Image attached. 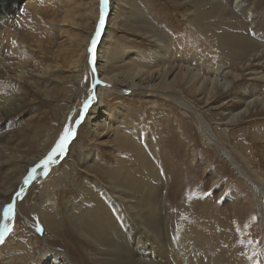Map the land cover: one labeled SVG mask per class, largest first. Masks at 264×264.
Here are the masks:
<instances>
[{
  "label": "rangeland",
  "instance_id": "1",
  "mask_svg": "<svg viewBox=\"0 0 264 264\" xmlns=\"http://www.w3.org/2000/svg\"><path fill=\"white\" fill-rule=\"evenodd\" d=\"M134 1L140 6V14H143L142 17L149 20L152 25L163 27L166 31L172 28V35L174 33L176 35L181 34L182 32L188 34L195 33V30L191 28V25L181 13L173 11L175 9L172 0ZM220 1L225 2V0ZM88 2L89 0H0V19L16 17L23 24L22 28L27 29H30L31 23L34 25L28 39L24 40L23 50L20 49L21 43L16 37H0V71L2 74L0 81H4L0 83V89L5 90L8 95H15L17 101L21 102L20 106L18 105L19 107L15 105L19 109L17 112L8 113L6 117L0 118V126H4L6 129L4 135L10 137L8 147H6V149L8 148L7 151L0 148V159L4 160L8 156V158H13L12 161L16 162L14 160L15 157H20L23 154V157H21L22 159L25 157V161L21 159L18 163L26 162V158H32L29 154L30 150L33 154H37L43 144L42 141L44 142L50 136L54 137L51 143L48 141L44 143L48 144L47 146L44 145V147L46 146L45 148L43 147L44 149L42 148L43 151L48 148L46 153L41 155L36 163H32L30 168H26V171L21 174L20 181H15L16 175L10 174L13 169L12 165L0 168V191L2 190L1 186L3 184L6 186L9 180V183L12 184L10 191L6 192V195L5 193H0V196L5 199V206L9 203H14V209L19 210V214L17 210H14L12 217L6 220L3 215L4 207L2 208L0 228H2L4 223H7L11 228V232L4 235V242L0 244V264H46L48 263V259L49 261L54 260L55 254L58 257L61 254L62 257H65L63 254H66L72 261V264H96V262L91 263L86 255L85 250L89 249V246L69 226L70 224L64 215V203L67 199L72 198L74 203L77 204L82 199L80 191L83 184L86 187L89 186L95 195L103 199L107 196L104 193L108 192L109 194L110 191L106 177L77 161L76 148L81 146L86 149L85 146L93 143L96 147L98 161L103 167L105 166L108 169L110 167H117L118 161L125 162V165L134 163V158L130 157L124 148L118 147L119 144L117 145L113 141L115 136L113 131L110 132V129L103 130L99 138L97 137L96 139L87 128H82L88 112L92 106L96 105L98 98L91 101L87 111L83 108L84 102L93 94L96 98L99 90L101 91L102 101L108 104L111 110L107 121L116 128L117 134L125 133L129 138H134L135 136V140L141 138L138 145L140 148L142 147V151L144 149L143 153H148V155L153 156L155 148L159 150L160 158L157 162L160 172H158V175L162 172L163 177L171 181V189H169L170 193L168 194V197L171 196V198H168L171 201H169L170 207H168L166 215L160 217V225H163L165 228L167 227L168 237L175 240L187 237L186 235L189 234L188 236L193 238L199 237L204 239L210 245V249L212 247L211 253L218 260L216 264H264V224L261 210L252 192L253 188L246 178H240L234 172L221 152L224 148L228 147V143L225 140L226 134L231 144L237 142L235 141L236 139L244 144H248L249 140L252 142L255 140V137L264 133V107L261 108L259 106L253 109L254 113L261 112L259 117L246 118V115H244L233 122L232 125L223 124V132L220 130L221 123L212 122L213 127L217 126L218 137L214 134V140L216 139V141L208 145L198 134L191 112L184 109V107L177 108L169 100L168 96L152 91H137V88H135L136 90L130 89L124 84H119L118 82L111 83L105 80L102 75H97L95 69H97L98 42H96L94 52H90L89 49L92 47V40L96 34L101 5L100 0H98L99 15L96 23H94L92 20L86 21L85 11L88 10ZM119 3L121 2L108 0L107 5L104 7L105 20L112 9L113 11L115 9L117 13H115L116 18L112 24L113 26L111 25L112 36L108 41L109 47H112L114 44H120L123 50L127 47H133L135 50H141L142 53H149L150 50L152 51L153 43L148 39L147 35L139 32L140 29L137 31L133 30L131 25L127 26L128 23L126 22H133L129 18L131 8L126 4ZM35 9H37V12H34ZM167 10L169 15L166 13ZM233 12L234 20L245 24V28H247L246 33L252 39L264 43V0H242L241 7H236ZM65 19L67 21L63 22ZM16 21L13 20L15 23ZM88 23L89 25H87ZM217 25H219V28L222 27L220 24ZM91 26L94 29L90 33L88 30ZM238 32L245 31L239 30ZM88 34L89 36L91 35V38H88L87 49L82 56L83 64H79L80 66L82 65L80 67L81 70L75 71L68 64L80 51L79 42L75 40L82 37V35L88 36ZM192 37H194V40H191ZM198 37L200 41H206L204 40L205 37L199 35ZM191 38L190 40L193 44L196 40V35H192ZM13 41H15V46H13ZM76 44L79 46V50H77ZM197 45L202 46L199 40L197 41ZM205 48L206 50L208 49V47ZM8 49L12 52V58L19 57L25 61L22 68L18 69L22 71L20 73L21 76L18 74L20 77H37L38 72L45 73L46 69L49 68L50 70H48L46 77L38 76L40 81L37 83L38 85L36 84L37 86L32 85L30 80L15 82L14 76L20 71H17L12 66L10 67L9 63L4 62L2 59V54ZM208 53L210 54L211 51H208ZM132 55L135 60L141 56L137 52ZM57 64L60 66L59 71L55 67ZM252 66L257 67L256 64H252ZM259 66L260 69L257 68V70L262 71L261 62ZM70 72L73 73V76L78 77V80L72 81L69 76ZM249 73V71H243L242 83L230 87L232 88L231 96H239L242 87L251 92L258 90L259 83L256 77L248 76ZM260 88L263 89L261 92H264V84ZM75 89L77 90L75 91ZM151 97L158 99V102L149 101L148 98ZM159 100L164 101V103L161 104ZM228 101L229 99L224 102L227 103ZM191 102L195 103L194 100H191ZM195 105L196 103L193 104V106ZM60 106L62 109L66 108L71 111L67 114L66 122L63 125L60 124L59 128L56 129L55 121L51 115L54 108L62 111ZM195 107L196 113H203L205 117L207 116V119L212 118V116L210 117L204 113L205 108L202 105ZM181 111H185L186 113L182 117L184 121L180 118ZM159 113L161 114L159 115ZM81 114L83 115V119L77 125L75 121L80 119ZM222 114L224 115L225 113ZM114 116H117V119H113ZM164 123H168L166 124L167 126ZM181 123L184 125L182 126ZM253 123L255 126L250 125ZM66 125L74 128L76 135L69 140L64 153L57 154L54 157L55 162L48 165L47 174L45 175V169L42 167L41 162L51 153ZM183 130L185 131L184 135H182ZM163 132L169 133V144L171 147L169 146L168 151H160L159 149L160 143L163 142L161 134L163 137H168ZM178 136H181V138ZM148 137H151L155 144L153 150ZM116 141L118 140L116 139ZM179 144L180 148L178 150ZM17 146L19 148L16 149ZM258 148L259 152L262 153V159H264V140L260 142ZM126 158L127 161H125ZM200 159L202 160L200 161ZM162 163L165 165L162 166ZM59 164L63 166L59 168ZM56 167L58 168L56 169ZM175 167L177 170H175ZM33 168L39 172L37 173L39 176L34 174L36 180L33 183L24 184ZM214 169L224 176L223 181L219 183L220 191H217L218 188L216 189L215 187V182L218 180L215 181V178L212 177L213 174H211ZM165 171L168 173L166 174ZM177 172L180 173L178 174ZM177 174L180 177L178 179ZM4 175H7V179L8 177L11 179L5 181ZM54 177L59 180L61 179L63 182L66 181L67 185L63 187L62 191L58 189L59 192L53 194L54 205L49 206L46 198L51 193L49 190L52 187L51 182L55 180ZM141 178L147 179L144 171ZM174 178L176 181H179L176 183ZM68 179L72 180L69 182ZM31 184L33 186L29 189ZM21 189L24 191L17 197L16 193L20 192ZM248 200L251 201L252 210L255 212L253 218H249L246 222H243L242 219L233 214L231 217L228 216L232 213L234 207L243 206ZM46 210L54 213L57 220L64 221L62 228L58 230L57 234L49 231V228L41 220V213ZM166 216L168 217L166 218ZM111 217L118 227L117 232L126 240H124V244L138 257L139 251L136 245L131 242V239L129 240L131 236L130 229H127V225L120 221L121 214L118 215L113 212ZM227 217L230 219H226ZM256 218L259 220L257 221ZM224 234L227 242L224 240ZM221 235L222 239H220ZM134 242L138 245L135 240ZM227 243L231 244V248L227 247ZM13 245H15V250H12ZM91 251H94V248Z\"/></svg>",
  "mask_w": 264,
  "mask_h": 264
},
{
  "label": "bare ground",
  "instance_id": "2",
  "mask_svg": "<svg viewBox=\"0 0 264 264\" xmlns=\"http://www.w3.org/2000/svg\"><path fill=\"white\" fill-rule=\"evenodd\" d=\"M97 1L98 0H89L87 3L88 10L85 11L86 21L92 20L96 23V19L99 15ZM116 1L126 4L131 8L129 18H131L133 22H126L128 23L127 26L131 25L132 29L137 31L140 29V33L147 35L148 39L153 43L152 51L150 50L149 53H142L141 50L136 49L138 50L136 51L133 47H127L123 50L120 44H114L112 47H109L108 41L112 36L111 25L114 23L117 14L116 10L114 9L113 11L112 9V11L106 16V24L101 29L100 36L97 38L98 57L96 68L98 70L95 69V71L98 76L102 75V77L108 82H118L119 84L126 85V87L128 86L130 89L137 88V91H152L168 96L169 100H171L177 108L184 107V109L191 112L194 121L193 123L196 124L198 134H200V137L204 139L208 145H210L211 142L216 141V139L214 140V134L218 137L216 131L217 126L213 127L212 122L221 123L220 125L222 126L220 130L223 132V124L232 125L233 122L242 118L244 115H246V118L259 117L261 112L254 113L253 109H256L259 106L261 108L264 107V92H261L263 89L260 88V86L264 84V43L252 39L251 36L246 33L247 28H245V24L234 20L233 11H235L236 7H241L242 0H225L226 3L221 2L220 0H172L175 9L173 11H179L189 22L191 28L195 30V33L192 34L182 32L177 35L175 33L172 35V28L166 31L165 28L156 27V25H152L149 20L144 19L142 17L143 14H140L141 8L136 1ZM34 7L36 8V6ZM34 12H37V9H35ZM166 13L169 15L168 10ZM13 20H17L16 23L13 22ZM66 21L67 20L65 19L63 22ZM217 24H220L222 27L219 28V25ZM87 25H89V23ZM32 26L34 25L31 23V26H29L30 29L22 28L23 24L19 19H16V17L2 18L0 19V37H16L21 43L20 49L23 50L24 40L28 39ZM93 29L94 28L91 26L88 31L91 33ZM239 30L245 32H238ZM89 34L88 36L82 35V37H76L78 39L75 41L79 42L80 51H78L76 55L77 57L75 56V58L68 63L70 68H74L75 71L81 70L80 67L82 65L80 66L79 64H83L82 56L87 49L88 38H91V35L89 36ZM74 35L73 37L75 39L76 35ZM192 35H196V40L193 44L191 42V40H194V37L191 38ZM198 35L205 37L204 40L206 41H200ZM198 40L202 46L197 45ZM151 42L150 44H152ZM77 44V50H79ZM205 47H208V49L206 50ZM208 51H211V53L209 54ZM135 52L141 55L137 60H135L132 55ZM2 57L4 62L9 63L10 67L12 66L17 71H20L14 76L15 82L30 80L31 82H29L35 86L40 81L38 76L46 77L48 70H50L47 68L45 73L38 72L37 77L23 78L20 77L22 71L18 69L22 68L25 64L24 59L19 57L15 59L12 58V52L10 49L2 54ZM260 62L262 63V71L257 70V68L260 67ZM252 64H256L257 67L252 66ZM105 65L106 67H104ZM55 67L57 70H60L58 64L55 65ZM243 71H249L250 73L248 76L256 77L257 82L259 83L258 90L256 92H251L242 87L239 96H231L232 88L230 87L242 83ZM18 74H20V76ZM1 75L0 71V78H2ZM69 76L72 81L78 80V77L73 76L72 72H70ZM1 82L4 81H0V83ZM76 90L77 89H75V91ZM97 98V103L95 106L91 107L82 128H87L91 135L96 139L97 137L99 138L103 130L110 129V132L113 131L116 136L113 135V141L117 145L119 144L118 147L124 148L130 157L134 158V163L125 165V162L118 161L119 164L117 167H110V169H108L107 167L105 168V166L103 167L98 161L96 147L93 143L89 146H85L86 149L81 146L77 148L74 147L77 149V161H80L85 167L92 168L98 174L101 173L103 177H106L110 191L109 194L108 192L104 193L107 196L103 199L95 195L89 186L86 187L85 184H81L82 190L80 191V196L82 199H80L77 204L74 203L72 198L67 199L64 203V215L70 224L69 226L72 227L76 234H78V236L89 246V249L85 250L87 257L89 258L88 260H90L91 263L96 262V264H216L218 260H216V256L213 257L211 253L212 247L210 249V245L207 244L208 242L204 239L199 237L193 238L188 236L189 234L186 235L187 237L181 236L183 238L175 240L168 237V229L167 227L165 228L163 225H160V217L166 215L168 207H170V200H168V198H171V196L168 197V194L170 193L169 189H171V181L163 177L162 172L158 175V172H160L157 162L160 158L158 148L154 149L155 144L153 143V139L148 137L152 150L154 149L153 156H151L148 155V153H143L144 149L142 151V147H139L138 144H140L141 138L135 140V136L134 138H129L125 133L118 135L116 128L107 121V118L110 117L111 110L109 109L108 104L102 101L100 90L95 99ZM148 99L152 102H158V99L154 97ZM228 99L229 101L225 103L224 101H227ZM191 100L195 101V106L199 107L202 105L203 108H205L204 113L210 117L212 116V118L207 119V116L205 117L203 113H196V107L193 106L195 103L191 102ZM17 102L18 104H16ZM159 102L161 104L164 103V101L162 102L161 100H159ZM19 104H21V102L17 101L15 95H8L5 90L0 89V118L6 117L8 113L12 114V112H17L19 110L17 108L20 106ZM15 105H17V107ZM60 109H62L61 106ZM70 111L66 108H63L62 111L54 108L51 116L55 121L56 129L59 128L60 124L63 125L66 122L68 117L67 114H69ZM181 112L182 114L180 118L184 121V118L182 119V117L186 113L185 111ZM222 113L225 114L223 115ZM160 114L161 113H159V115ZM163 117L165 118L164 114ZM113 119H117V116H114ZM166 124L165 126H167ZM183 125L184 124H182V126ZM250 125L255 126L254 123ZM0 127V148L7 151L8 148L6 149V147H8L7 145L10 137L4 135L6 132L4 126ZM163 133L168 137H163L161 134L163 142L160 143L159 149L160 151H168L170 146L169 133ZM184 134L185 131L183 130L182 135ZM138 136L141 137L140 135ZM178 137L181 138V136ZM225 138L228 147L221 151L222 156L240 178H246L247 181L250 182V185L253 188L252 192L254 193L261 210L264 224V159H262V153L258 150L260 142L264 140V133L255 137L254 141L251 140L252 142L249 140L248 144H244L237 139L235 140L237 142L231 144L230 139L227 138V134ZM52 139H54V137L52 138V136H50L48 139H45L44 142L42 141L43 144L37 154H33L30 150L29 154L32 158H26V162L18 163V161L22 159L23 154L20 155V157L17 154L16 156L18 157L14 156L16 162L12 161L13 158H8V156H6V159L4 160L0 159V168L12 165L13 169L10 174L16 175L15 181H20L21 174L26 171V168H30L32 163H36L40 156L46 153L48 148L44 151L43 149L48 144L46 145L44 143H46V141L51 143ZM116 139L118 141H116ZM44 145L46 146L44 147ZM17 148L19 147L17 146L16 149ZM179 148L180 144L178 145V150ZM164 157L163 159L166 160V157ZM201 160L202 159H200V161ZM125 161H127V158ZM59 165V168L63 166L61 164ZM164 165L162 163V166ZM57 168L58 167H56V169ZM175 170H177L176 167ZM143 171L144 174L147 175V179L141 178ZM37 173L39 172L36 171L35 174ZM165 173L167 174L168 172L165 171ZM211 174H213L212 177L215 178V181L218 180L215 182V187L216 189L218 188L217 191H220L219 183L223 181L224 176L221 173L219 174L216 169H214ZM178 178H180L179 175L177 179ZM9 179L11 178L8 177L7 179V175H4L5 181H8ZM35 180L36 178H33L29 182L33 183ZM68 180L70 182L72 179ZM9 181L6 186L5 184L1 186L2 190L0 193H5L6 195V192L8 193L10 191L12 184L9 183ZM178 181H176V183ZM211 181L213 182V180ZM51 185V190H49L51 193L46 198L49 206L54 205L52 199L53 194L62 191L63 187L67 184L66 181L63 182L61 179L59 180L55 178V180L51 182ZM32 186L33 184H31L29 189H31ZM5 202V199L0 196V215L2 208L5 207ZM17 212L19 214V210H17ZM113 212L118 215L121 214L120 221L127 225V229H130L131 236L129 237V240L131 239V242L136 245V248L139 251L138 257L124 244L125 238L117 232L118 227L112 219L113 216L111 217ZM232 214L242 219L243 222H246L249 218L255 216V212L252 210L251 201L249 200L243 206L240 205L234 207L232 213L228 216L231 217ZM167 217L168 216H166V218ZM226 219H228V217ZM41 220L44 225L49 228L48 230L55 232V234H57L58 230L62 228V223L64 222L62 220H57L54 213L48 212V210L41 213ZM220 239H222V235L220 236ZM225 242H227V240H225ZM226 245L228 248H231V244L227 243ZM14 246L15 245H13L12 250H15ZM92 248H94V251H91ZM61 255L58 257V255L55 254L54 260L49 261L48 259V263L46 264H72V261L66 254H63L65 257H62Z\"/></svg>",
  "mask_w": 264,
  "mask_h": 264
},
{
  "label": "snow or ice",
  "instance_id": "3",
  "mask_svg": "<svg viewBox=\"0 0 264 264\" xmlns=\"http://www.w3.org/2000/svg\"><path fill=\"white\" fill-rule=\"evenodd\" d=\"M107 3H108V0H100L101 7H100L99 23H98V26L96 29L95 37L92 40V47L89 49L90 52H94L96 42H97L96 38H98L100 36V31L105 24L104 7L107 5ZM12 43H13V46H15V41H13ZM94 99H95V96L92 95V96H89L88 99L84 102L83 108L85 111L88 110L91 101ZM82 119H83V115L81 114L80 119L76 120L75 123L78 125L82 121ZM75 135H76L75 129L66 125L63 133L61 134V136L58 140V142L52 148L51 153L41 162L42 167L45 169V172H44L45 175L47 174L48 165L50 163L55 162L54 157L57 154H63L64 153L69 140L71 138H73ZM35 172H36V169L33 168L31 170V173L29 174L28 179L25 180V184L29 183V181L34 178ZM23 191L24 190L21 189L20 192L16 193V196L19 197ZM14 207H15L14 203H9L4 207L3 215H4L6 220L12 217L13 212H14ZM10 232H11V228L9 227V225L7 223H4L2 228H0V244H2L4 242V239H3L4 235L6 233H10Z\"/></svg>",
  "mask_w": 264,
  "mask_h": 264
}]
</instances>
